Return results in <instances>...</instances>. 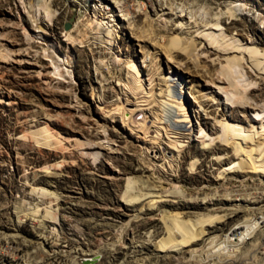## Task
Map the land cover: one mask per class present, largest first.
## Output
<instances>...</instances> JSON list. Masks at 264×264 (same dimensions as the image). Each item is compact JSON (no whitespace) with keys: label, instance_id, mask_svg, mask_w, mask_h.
Wrapping results in <instances>:
<instances>
[{"label":"rangeland","instance_id":"1","mask_svg":"<svg viewBox=\"0 0 264 264\" xmlns=\"http://www.w3.org/2000/svg\"><path fill=\"white\" fill-rule=\"evenodd\" d=\"M93 255L264 264V0H0V264Z\"/></svg>","mask_w":264,"mask_h":264},{"label":"bare ground","instance_id":"2","mask_svg":"<svg viewBox=\"0 0 264 264\" xmlns=\"http://www.w3.org/2000/svg\"><path fill=\"white\" fill-rule=\"evenodd\" d=\"M70 27H71V24L66 29H70ZM69 44L71 45V42H69ZM58 60L59 59L54 60L55 66H57V68H59V66H60V63L58 62ZM178 84H181V86H182L181 81ZM183 92L184 91L182 90V93ZM180 95L177 94L176 96L178 98H181V103H182L181 104V107H182L181 110H184V109L185 110L179 114V116H178L179 120L178 121L181 124L185 123V128L189 129V131H191V128L194 127L192 114H191L188 106L186 105V97H184L183 94H180ZM186 124H187V126H186ZM257 221H258L257 219L256 220L253 219V221L250 222V224H248V225L247 224L240 225L239 228H243L244 230L242 232L240 231L238 236H236V237L232 236L233 235V230H232L229 233L223 235L222 238L217 235V236H214L213 238H211V240L209 239L207 242L208 247L206 246V247H204V249L200 250L202 252V255L205 253V250H210V253L208 252L206 256L211 262V260H218V258L221 254H224V255L230 254V253L232 254V252L235 251V243L237 245V244H242L244 241H246L248 239L250 240V238L253 236V233L255 232V230L261 226L262 222L259 223ZM220 238H221V240H220ZM196 251H199V250H196ZM254 256L256 257V255H254ZM99 258H100V255H97V256L93 255V257H91V258L84 259L83 262L85 264H96V262L99 260ZM194 258H196V256ZM191 259H193L192 254H191ZM211 264H214V263H211Z\"/></svg>","mask_w":264,"mask_h":264},{"label":"water","instance_id":"3","mask_svg":"<svg viewBox=\"0 0 264 264\" xmlns=\"http://www.w3.org/2000/svg\"><path fill=\"white\" fill-rule=\"evenodd\" d=\"M70 26V23H65V27L68 28ZM86 262V261H85Z\"/></svg>","mask_w":264,"mask_h":264},{"label":"built area","instance_id":"4","mask_svg":"<svg viewBox=\"0 0 264 264\" xmlns=\"http://www.w3.org/2000/svg\"><path fill=\"white\" fill-rule=\"evenodd\" d=\"M95 1H99V0H92V4L95 5ZM222 238V237H221ZM220 238V240H221Z\"/></svg>","mask_w":264,"mask_h":264}]
</instances>
